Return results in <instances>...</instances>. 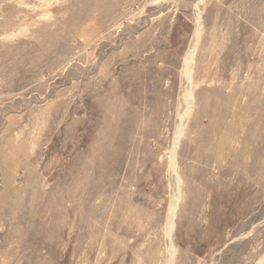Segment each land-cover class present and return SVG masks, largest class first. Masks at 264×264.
<instances>
[{"label":"rangeland","instance_id":"1","mask_svg":"<svg viewBox=\"0 0 264 264\" xmlns=\"http://www.w3.org/2000/svg\"><path fill=\"white\" fill-rule=\"evenodd\" d=\"M0 264H264V0H0Z\"/></svg>","mask_w":264,"mask_h":264},{"label":"bare ground","instance_id":"2","mask_svg":"<svg viewBox=\"0 0 264 264\" xmlns=\"http://www.w3.org/2000/svg\"><path fill=\"white\" fill-rule=\"evenodd\" d=\"M197 42V41H196ZM196 44V43H195Z\"/></svg>","mask_w":264,"mask_h":264}]
</instances>
